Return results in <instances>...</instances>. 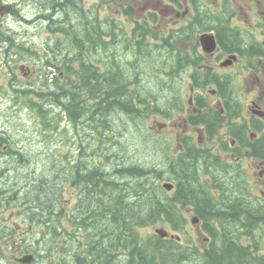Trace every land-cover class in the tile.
I'll return each mask as SVG.
<instances>
[{"label":"trees","instance_id":"1","mask_svg":"<svg viewBox=\"0 0 264 264\" xmlns=\"http://www.w3.org/2000/svg\"><path fill=\"white\" fill-rule=\"evenodd\" d=\"M4 1L0 0V13L14 16L25 27L22 34L0 27V49L7 57L4 66L14 67L28 58L36 65L41 63L36 83H24L16 71L9 72L14 102L32 108L31 117L41 128L37 132L46 138L49 134L53 138L61 135L62 146H58L60 159L48 155L46 166L31 175L27 174L34 165L30 152L13 147L7 131L0 134V152L6 150L2 156L17 161L16 165L23 164L17 168H10V162L0 164V264L11 256L23 255H33L35 264H264V260L253 262L242 247L241 254L235 249L238 232L234 228L239 216L217 217L214 223L210 222L212 218L200 216L205 225L232 227L224 233L206 230L211 237L207 246L188 243L180 247L175 239L142 237L141 229L155 225L168 224L175 231H183L187 225L185 217L162 214L172 200L151 181L155 174L160 181L158 168L128 159L124 153L120 160L128 161L107 171L97 161L85 162L82 157L87 149L89 156H105L109 162L106 145L122 149V141H112L118 134H125L112 124L116 115L139 121L157 114L160 101L168 116L173 82L183 73L172 68L177 55L176 32H161L158 36L145 21L138 22L128 37L122 22L112 17L100 19L94 11L97 8H86L83 0H19L23 7L28 3L35 9L34 18L24 12L28 5L22 9L6 6ZM195 18L197 33L217 24L209 14L197 12ZM38 23L46 24L48 34L57 37L47 40L42 53L34 50L26 35L28 28ZM53 42L54 49L49 44ZM178 56L180 59L181 54ZM198 59L196 56V73ZM183 66L188 64L184 62ZM155 72L162 76L151 77L152 84L145 78ZM63 120L74 133L79 135L83 130L88 137L86 143L81 138L78 145L74 144L79 159L65 149V144L71 143L63 139L69 132L62 129ZM92 140L98 147L93 153L89 151ZM131 180L136 185L129 183ZM244 185L243 195L250 193ZM66 187L74 190L73 201L65 198ZM161 200L166 201L164 207ZM67 201L70 204L66 205ZM5 212L14 213L27 228H34L35 242L6 226Z\"/></svg>","mask_w":264,"mask_h":264},{"label":"flooded vegetation","instance_id":"2","mask_svg":"<svg viewBox=\"0 0 264 264\" xmlns=\"http://www.w3.org/2000/svg\"><path fill=\"white\" fill-rule=\"evenodd\" d=\"M143 1L142 22L147 21L158 36L172 31L178 35L176 62L172 68L177 73L183 71L173 82L168 116L160 107L157 113L176 121L181 129L176 132V141L162 144L159 151L156 167L160 181L172 185V189L161 186L172 200V205L167 204L162 214L199 218L195 227L206 236L200 244L203 246L211 241L206 230L212 228L213 232L224 233L232 227L205 225L200 216L212 218V223L217 217L239 216L234 228L238 232L235 249L239 253L241 247L247 250L245 255L253 262L263 261L264 188L260 196L252 192L250 177L264 185V0ZM86 2L83 0L84 5ZM23 4L19 0L4 1V5L10 7H29L28 3L26 7ZM122 9L126 10L125 17L135 13L132 5ZM197 12L209 14L217 24L197 33ZM166 15L171 20L165 25L162 20L167 19ZM116 20L124 24L121 19ZM138 22L134 21L130 32L128 25H123L128 37ZM188 29L190 31L186 32ZM204 34L214 36L216 49L213 52L204 50L200 42ZM196 56L200 57L197 73L194 72ZM184 62L187 67L183 66ZM185 78L190 80L187 100L182 92ZM191 133L197 135V140ZM159 135L162 134L157 133ZM243 184L250 193L243 195ZM233 199L237 202L232 203ZM161 204L164 207L166 201ZM189 226L187 219L185 230L177 232L184 233ZM165 239H172V235ZM176 242L181 244L177 239Z\"/></svg>","mask_w":264,"mask_h":264},{"label":"rangeland","instance_id":"3","mask_svg":"<svg viewBox=\"0 0 264 264\" xmlns=\"http://www.w3.org/2000/svg\"><path fill=\"white\" fill-rule=\"evenodd\" d=\"M85 3L86 8L95 7L97 8L98 16L100 19H106L108 17H113L115 19H121L124 24L128 25L129 32L131 31V28L135 25L134 21L138 20L142 22L141 16L143 13L140 12V8L144 6L145 2L143 0H86ZM111 3L108 5V3ZM113 2V3H112ZM129 5H132L135 9V13H133L130 17H125L123 12V7H127ZM89 11L90 9H86ZM28 17L34 18L35 9L34 8H28L26 11H24ZM169 14V13H168ZM169 15H166V20L163 23L169 24ZM0 27H5L13 32L17 33H24L25 27L18 22V19H16L14 16H11L9 14H5L0 16ZM48 29H46V24H37L34 26L33 29L28 28V33L26 34L30 40L31 46H35L34 50L41 51L43 47L47 48V40L50 41L51 37H55L56 35L49 32ZM57 38V37H55ZM51 48H55V43H49ZM1 47V45H0ZM4 50V49H3ZM52 52V51H51ZM42 53V51H41ZM7 59L6 55L1 52L0 49V66L3 64V66L0 67V134H3L5 131H7L8 135L11 137L12 146L16 149H19L20 151H29L32 157V160L34 162V165H31V169H27V174L33 175L34 170L38 169L39 167H45L46 162L49 159L48 155H52L54 158L60 159L61 156H59V149L58 146H62V143L60 142L61 135L59 137L53 138L51 134L50 137L46 138L43 135H41V132H37V130H41L39 124L37 123V119L32 118L34 112L32 108H27L25 103H18L14 102L15 98L12 96L13 93L11 91V87L9 85V72L10 71H16V76L18 79L22 80L24 83H36L37 78L36 76L39 74V69L41 63L38 61V65L34 64L36 62L35 60L28 58L26 60H22L21 63L14 67H5L4 62ZM31 64L30 66H28ZM101 65V68H104L103 64ZM150 65V64H149ZM151 66V65H150ZM161 74L151 73L148 76H146V80L151 81L153 84L152 78H158L161 77ZM13 77V75H12ZM249 77V75L245 76ZM166 78V77H164ZM246 78V80H248ZM245 79V78H243ZM160 81V79H159ZM189 78H185L184 82L185 84L182 85V92L187 100L189 98V92H188V83ZM151 85V84H150ZM188 86V87H187ZM156 92H159V90L156 88ZM167 91V90H166ZM162 97V96H161ZM164 102L159 101V107L164 108L165 105ZM170 110V109H169ZM67 120V119H66ZM112 124H115V127H120V133L121 131L125 133L122 136H119V134L112 139V141H122L123 147L118 148L116 146H112L110 144L106 145V148H108V155L111 156V159L109 162H107V159L105 156H94L91 154V156L88 155L87 149L86 153L82 154V157L84 158L85 162H88L90 160L97 161L99 166L107 167V171H110L113 167L118 168V166H122V163H126L128 159H132L135 162L141 163L146 165L147 167H155L157 166V163L159 162V151L162 147V144H166L168 142H172L173 140L176 141L177 139V131L181 130L176 126V121L167 120L160 115L152 114L147 118H141L139 121H132L130 118H127L125 116H119L116 115L112 119ZM179 123V120L177 121ZM166 124V125H165ZM166 127V128H164ZM62 129L68 130L69 132L65 133L63 136L64 141H69L71 144L66 145L65 149L69 151L72 154V157L74 158V154L76 159H79L81 157L80 152L78 151L77 146H74V144L77 143V140L80 141L81 138L83 142L87 141L88 137L86 133L81 130L79 135L74 133L72 130V126L64 120L62 122ZM163 129V130H161ZM31 132H30V131ZM158 134H162L157 136ZM81 134V135H80ZM112 134V133H110ZM117 134V131H116ZM165 136V139H161L160 136ZM192 136H194V139L197 140V135H194L191 133ZM67 136V138H66ZM83 136V137H82ZM108 136L109 133H108ZM92 140L91 145H93L91 148H89L90 152L97 151V142ZM86 143V142H85ZM121 149L122 152L119 151ZM6 150L1 149L0 156L3 158H0V164L6 165L7 162H10V168L14 167H22V165H16L18 163L17 161L11 160L8 156H2L3 152ZM101 153V151H99ZM116 153L117 157H113V154ZM126 154L128 159L126 161L120 160L123 154ZM124 154V155H125ZM132 157V158H131ZM94 158V159H93ZM12 162H15L12 164ZM29 164V162H28ZM30 166V164H29ZM29 166L26 165V168ZM24 168V169H26ZM109 169V170H108ZM26 173V172H25ZM152 183L159 184L160 186H163L162 180L159 181L158 176L152 175L151 179ZM251 189L252 192H255L258 194V196L261 195V190L264 188V185H259V182L256 181L255 178H251ZM125 182V180H124ZM258 182V183H257ZM132 185H136V182L130 181ZM9 188V187H8ZM2 189V188H1ZM0 189V190H1ZM75 192L71 187H66L65 189V198L73 201L75 199ZM69 202V203H68ZM70 204V201L66 202V205ZM190 226L186 230L185 233H180L177 231H174L171 229V227L166 224H160L155 225L152 227H148L145 229H141V235L142 237L151 238L154 235H157L158 230H164L168 232V234L175 235L180 238H176L178 241H181L180 247H183L184 244L193 243L200 245L203 242V238L206 236H203L202 233L198 232L195 223H192L191 216L189 218ZM6 226L10 228H16V233L28 235L31 238L32 243L35 242V236L37 231L33 229H28L26 223L24 220L19 219L14 215V213L5 212V223ZM33 235V236H32ZM159 236V235H157ZM34 238V239H33ZM182 238V239H181ZM264 241V240H263ZM1 248V247H0ZM42 248V246H41ZM1 251V250H0ZM261 253V252H260ZM4 254L8 255V252L4 251ZM262 254H264V247L262 249ZM44 255V252H43ZM10 257V256H9ZM1 258V254H0ZM5 264H10V260L4 259ZM42 264V263H40Z\"/></svg>","mask_w":264,"mask_h":264},{"label":"water","instance_id":"4","mask_svg":"<svg viewBox=\"0 0 264 264\" xmlns=\"http://www.w3.org/2000/svg\"><path fill=\"white\" fill-rule=\"evenodd\" d=\"M200 42L203 45V48L206 52H213L216 49V40L214 36L209 34H204L200 37ZM164 186L167 189H172V185L170 183H165ZM199 221V218H194L193 223H197ZM157 234L160 235L162 238L168 237V232L164 230H158ZM172 238H175V236H172ZM180 238V237H177ZM15 260L18 263L21 264H31L34 262L35 258L33 255H24L20 258H15Z\"/></svg>","mask_w":264,"mask_h":264},{"label":"bare ground","instance_id":"5","mask_svg":"<svg viewBox=\"0 0 264 264\" xmlns=\"http://www.w3.org/2000/svg\"><path fill=\"white\" fill-rule=\"evenodd\" d=\"M101 155V154H100ZM102 166V165H101ZM163 170V169H162ZM123 183V182H122ZM27 225V224H26ZM6 227V226H5ZM29 229V228H28ZM77 233V232H76ZM33 236V235H32ZM156 236V235H155ZM81 237V236H80ZM153 238V237H152ZM34 239V238H33ZM31 240V239H30ZM35 240V239H34ZM29 245V244H28Z\"/></svg>","mask_w":264,"mask_h":264}]
</instances>
